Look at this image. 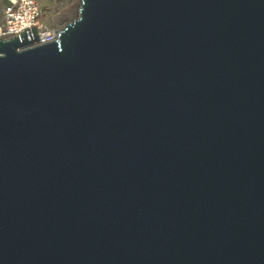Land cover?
<instances>
[{"label":"water","instance_id":"obj_1","mask_svg":"<svg viewBox=\"0 0 264 264\" xmlns=\"http://www.w3.org/2000/svg\"><path fill=\"white\" fill-rule=\"evenodd\" d=\"M0 37V264H264V0H79Z\"/></svg>","mask_w":264,"mask_h":264},{"label":"built area","instance_id":"obj_2","mask_svg":"<svg viewBox=\"0 0 264 264\" xmlns=\"http://www.w3.org/2000/svg\"><path fill=\"white\" fill-rule=\"evenodd\" d=\"M0 37L20 36L24 28L36 26L38 41L48 42L54 39L56 32L49 30L44 9L37 0H1Z\"/></svg>","mask_w":264,"mask_h":264},{"label":"bare ground","instance_id":"obj_3","mask_svg":"<svg viewBox=\"0 0 264 264\" xmlns=\"http://www.w3.org/2000/svg\"><path fill=\"white\" fill-rule=\"evenodd\" d=\"M37 1L39 4L42 5L44 9L43 13H45L46 23L48 26H50V28H47V29L51 30L54 28L52 31L57 32V30L62 26L60 21L66 18V17L65 18L63 17L64 15H67V13H64V10L62 9L63 7L60 8L61 6H59V8L57 9L54 8V6L53 7L50 6V4L48 3L49 0H37ZM65 1H66V4L69 6L70 10L72 9V11H76L77 13V9L79 7V0L77 3L74 1L73 4H70L67 0ZM59 4H62V2H60ZM61 14H63V16ZM60 17L61 19L59 21Z\"/></svg>","mask_w":264,"mask_h":264},{"label":"rangeland","instance_id":"obj_4","mask_svg":"<svg viewBox=\"0 0 264 264\" xmlns=\"http://www.w3.org/2000/svg\"><path fill=\"white\" fill-rule=\"evenodd\" d=\"M70 4H73V2L75 1L76 3L78 2V0H67ZM60 2H62V4H59ZM48 3L50 4V6H54V8H59V6H61L60 8H62L64 10V13H67V15H64L63 20L60 21L61 17L59 18V21L61 22V25L63 26L64 23L66 21H69L71 19L74 18V16H76V11H72V9L70 10L69 6L66 4L65 0H49ZM67 5V6H66ZM1 0H0V10H1ZM74 13V14H73ZM73 14V15H72ZM63 16V14H61ZM61 26V27H62Z\"/></svg>","mask_w":264,"mask_h":264}]
</instances>
